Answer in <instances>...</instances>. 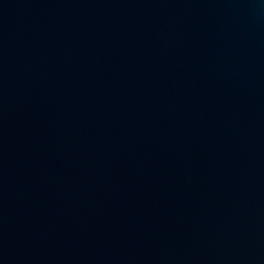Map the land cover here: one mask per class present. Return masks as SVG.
<instances>
[{
    "label": "water",
    "instance_id": "95a60500",
    "mask_svg": "<svg viewBox=\"0 0 264 264\" xmlns=\"http://www.w3.org/2000/svg\"><path fill=\"white\" fill-rule=\"evenodd\" d=\"M0 264H264V0H0Z\"/></svg>",
    "mask_w": 264,
    "mask_h": 264
}]
</instances>
